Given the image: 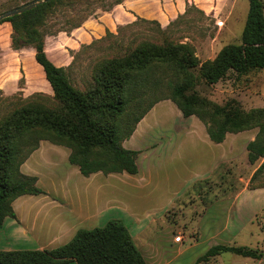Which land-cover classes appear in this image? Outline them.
Returning a JSON list of instances; mask_svg holds the SVG:
<instances>
[{"label":"trees","instance_id":"obj_1","mask_svg":"<svg viewBox=\"0 0 264 264\" xmlns=\"http://www.w3.org/2000/svg\"><path fill=\"white\" fill-rule=\"evenodd\" d=\"M125 1L113 0L110 8ZM93 4V0H54L1 22L8 23L12 31L10 43L14 50L28 47L35 50V60L42 66L53 94L37 92L24 98L21 90V96L12 101L17 107L0 118V226L6 218H16L13 209L16 199L46 193L38 187L37 177L21 171L42 141L69 148L70 163L78 166L85 177L98 172L138 174L139 151L128 150L123 144L161 100L143 108L144 97L158 92L163 100H172L184 117L196 116L216 144L223 143L228 134L257 128L258 133L247 145V152L251 165L263 160L248 187L258 189L253 184L264 174V109L246 112L234 100L224 105L209 103L198 95L196 86L199 80L214 85L232 74L241 77L264 70V1L249 0L241 43L225 46L214 60L203 63L195 56L192 45L173 40L157 20L141 19L155 26L151 31L156 35L151 41L133 39L124 44L107 31L106 39L111 40L109 55L95 65L83 89L72 82L64 67H58L48 57L41 29L49 21L52 27L53 18L64 12L70 18L66 24L72 25L71 29L80 28L95 14ZM79 9L81 14H76L77 17L68 14ZM137 24L121 27L120 32ZM101 42L103 39L85 48ZM24 81V78L20 81L21 88ZM14 98L10 97V101ZM224 253L258 257L249 247L216 245L196 264ZM72 261L77 264H148L129 230L118 220H111L101 228L79 230L69 243L53 250L0 251V264H67Z\"/></svg>","mask_w":264,"mask_h":264},{"label":"rangeland","instance_id":"obj_2","mask_svg":"<svg viewBox=\"0 0 264 264\" xmlns=\"http://www.w3.org/2000/svg\"><path fill=\"white\" fill-rule=\"evenodd\" d=\"M31 1L33 0H0V16ZM93 1L92 9L95 14L88 17L80 28L71 29L72 25L66 24V20L70 18L64 12L53 18L55 21L52 27L49 21L41 29L50 58L65 64L70 60L64 68L72 82L83 89L88 84L95 65L109 55L111 40L106 39L107 31L116 35V39L122 40L124 44H129L133 39H137V42L151 41L156 35L151 31L154 25L145 24L141 19L152 21L162 18L166 25L163 27L159 22L161 28L176 42L192 45L195 56L203 63L214 60L225 46L241 43L249 11V0H141L137 6L141 14L126 8L127 0L112 8L113 0ZM108 8V11H104ZM187 10L189 12L186 14ZM79 12L80 9L68 11V14L74 18L78 16L76 14H81ZM133 22L138 24L120 32L121 27ZM107 26H111V30ZM80 29L81 32L78 31ZM11 32L8 23H0V51L5 52L8 46L11 47ZM100 39L103 42L90 49L85 48ZM31 62L28 63L30 67ZM20 84L23 85L19 82V86ZM6 89H0V118L17 107V103L12 101L21 96L19 94H24L23 91L21 93V86L15 92L10 86ZM196 91L209 103L224 105L234 100L246 112L264 109V70L253 71L241 77L232 74L214 85L199 80ZM46 94L52 95L53 92ZM10 97L15 98L10 101ZM162 98L163 95L159 92L144 97L143 108L161 99L151 109L155 108V113L149 120L153 128L173 127L176 124L175 116L179 108L172 100ZM254 133H258L257 128L230 134L228 144L238 147L240 158L225 162L208 176L202 175L198 169V176L187 187L179 188L182 184L176 183L169 188L173 193L180 190L173 199L168 186L167 192L162 191V186L154 197L140 195L136 204L130 202L139 214H158L153 217L157 221L148 230L137 239L133 238L148 264H196L202 255L216 245L249 247L257 252L258 257L244 258L224 253L200 264H264V174L253 184L254 187H259L256 189L259 191L243 193L239 198L237 196L238 192L249 187L252 172L263 161L251 166L239 151ZM183 142L184 145L191 143L190 140ZM68 151L70 152L69 149ZM215 151L218 155L220 152L221 156L226 154L224 147ZM187 152L182 150L180 155ZM175 166L182 178L187 175L177 159ZM45 186L47 184L42 183L41 187ZM163 209L166 212L161 214ZM111 220H118L127 229L130 228L126 218ZM165 220L166 224L163 223ZM177 236L183 237L179 243L175 241Z\"/></svg>","mask_w":264,"mask_h":264},{"label":"crops","instance_id":"obj_3","mask_svg":"<svg viewBox=\"0 0 264 264\" xmlns=\"http://www.w3.org/2000/svg\"><path fill=\"white\" fill-rule=\"evenodd\" d=\"M138 1L141 0H127L126 8L141 14L137 8ZM156 19L165 27L166 22L162 18ZM107 27L111 30V26ZM78 31L81 32V29ZM46 52L48 54L47 49ZM0 55V89L6 91L10 86L15 92L19 90V82L24 78V88L21 89L24 95L51 93L42 66L35 62L33 48L14 50L8 46L5 52L0 51ZM51 60L58 67L70 63V60L66 64ZM29 62L32 63L31 67L28 66ZM154 109L123 144L128 150L139 151V172L136 175L127 172L105 175L98 172L85 177L78 166L70 163L69 148L42 141L40 147L22 165L21 171L25 175L37 177L38 187L42 183L47 184L41 187L46 193L24 195L14 201L16 218L8 217L0 226V251L53 250L69 243L79 230L101 228L111 219L120 218H126L130 224V234L137 239L157 221L153 217L158 214H139L131 206V201L136 204L140 195L154 197L162 186L165 192L168 186L173 199L180 190L173 193L169 188L176 183L182 184L179 188L187 187L198 176V169L202 175L208 176L225 162L240 158L238 147L228 144L230 134L223 143L216 144L211 141L206 126L196 116L186 118L180 110L175 116V126H155V131L149 121L155 113ZM256 134H252L244 148L241 146L239 150L241 157L247 161V145L255 139ZM186 140L191 143L184 145L183 141ZM223 147L226 154L221 156L219 152L218 155L215 150ZM182 150L188 152L180 155ZM176 159L181 162V169L188 177H181L175 166ZM255 191L259 190H249L247 187L238 192L237 196L239 198L243 193ZM160 212L163 214L166 210ZM163 223L166 224V220ZM67 264L77 263L72 261Z\"/></svg>","mask_w":264,"mask_h":264},{"label":"water","instance_id":"obj_4","mask_svg":"<svg viewBox=\"0 0 264 264\" xmlns=\"http://www.w3.org/2000/svg\"><path fill=\"white\" fill-rule=\"evenodd\" d=\"M51 1H54V0H33L31 2L25 3L24 5H21L9 11H6L0 16V23L9 17L28 12L43 3L51 2Z\"/></svg>","mask_w":264,"mask_h":264},{"label":"built area","instance_id":"obj_5","mask_svg":"<svg viewBox=\"0 0 264 264\" xmlns=\"http://www.w3.org/2000/svg\"><path fill=\"white\" fill-rule=\"evenodd\" d=\"M182 239H183L182 236H177V237L175 238V241L179 243V242L182 241Z\"/></svg>","mask_w":264,"mask_h":264}]
</instances>
